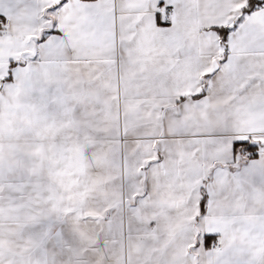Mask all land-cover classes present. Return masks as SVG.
Listing matches in <instances>:
<instances>
[{
  "label": "snow or ice",
  "instance_id": "snow-or-ice-1",
  "mask_svg": "<svg viewBox=\"0 0 264 264\" xmlns=\"http://www.w3.org/2000/svg\"><path fill=\"white\" fill-rule=\"evenodd\" d=\"M0 264H264V0H0Z\"/></svg>",
  "mask_w": 264,
  "mask_h": 264
}]
</instances>
